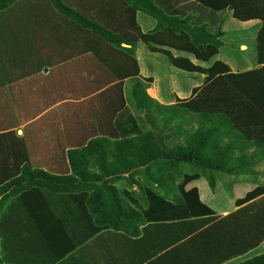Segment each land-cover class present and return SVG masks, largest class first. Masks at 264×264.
Listing matches in <instances>:
<instances>
[{"label":"trees","instance_id":"16d2710c","mask_svg":"<svg viewBox=\"0 0 264 264\" xmlns=\"http://www.w3.org/2000/svg\"><path fill=\"white\" fill-rule=\"evenodd\" d=\"M136 12L155 20L151 31L140 30ZM228 12L262 22L259 67L232 72L215 61L203 68L167 50L207 62L223 45ZM138 42L173 67L203 75V83L189 99L159 105L146 93L152 79L139 77ZM2 102L0 166H22L20 176L0 179L9 180L6 187L62 192L68 183V191L102 193L109 206L119 199L111 183L137 175L151 188L139 187L154 210L212 216L197 189L185 191V184L203 177L213 189L220 176L264 179V0H0ZM145 121L150 129L143 131ZM32 149L62 153L68 176L33 167ZM260 196L264 184L235 204L250 208Z\"/></svg>","mask_w":264,"mask_h":264},{"label":"crops","instance_id":"0c3cea01","mask_svg":"<svg viewBox=\"0 0 264 264\" xmlns=\"http://www.w3.org/2000/svg\"><path fill=\"white\" fill-rule=\"evenodd\" d=\"M228 14L231 16V12L226 16ZM135 18L143 33L155 26V20L144 13L136 12ZM225 18L223 45L207 62L196 60L185 52L167 50L173 56L186 57L203 68L221 61L232 71L231 59L234 58L241 69L232 72L259 67L255 66L253 55H256L255 41L262 22L235 19L241 22V35L235 37L237 42L232 46L237 45V51L227 48V39L231 38L226 36L227 24L238 28L237 23L226 22ZM251 43L253 55L247 52ZM140 44L143 45L137 43L134 55L139 76L152 79L146 93L159 105L189 99L193 88L203 83V75L181 72L166 64L165 56L149 51L146 45L144 51ZM231 52L236 55L231 56ZM162 68H165L164 72ZM187 74H196L198 82L186 81L185 84ZM21 134L19 129L17 135ZM29 157L33 167L68 176L67 157L63 161L62 153L42 155L32 149ZM97 166L89 170H98ZM21 170L22 166L4 163L0 166V179L12 172L18 177ZM259 179L260 184H264V179ZM251 180L246 176H220L213 189L203 177L189 181L184 190L196 188L199 200L213 212L209 217L191 218H183L182 209L170 214L160 205L154 210L157 205L139 187L151 188L137 175L130 181L119 179L111 183L119 202H108L109 206L104 204L102 193L68 191V183L67 190L62 192L34 187L18 191L15 184L6 187L9 180H2L0 258L4 264H264V260H250L264 254V205L259 202L264 196L253 200L250 208L246 204H235L259 185ZM179 183L177 179L176 184ZM95 184L99 189L103 187L100 182ZM170 196L172 198V194ZM169 214L171 217L168 218ZM187 229L191 232L186 235Z\"/></svg>","mask_w":264,"mask_h":264},{"label":"rangeland","instance_id":"374dc122","mask_svg":"<svg viewBox=\"0 0 264 264\" xmlns=\"http://www.w3.org/2000/svg\"><path fill=\"white\" fill-rule=\"evenodd\" d=\"M226 22H230L231 20H233L234 22H236L237 24H235L236 26H238V28H236V27H233V25H230L229 23L227 24V28H226V36H228L229 38H231V40L230 39H227V48H229V49H231V48H233V49H235V50H237V51H239L238 49H237V45L235 46V47H232V46H234V44L237 42L236 41V38L235 37H239L240 35H241V32L239 33V31H240V29H239V27L241 26V22H237L235 19H233L232 18V16H230L229 14L226 16ZM240 23V24H239ZM246 30L248 29V28H245ZM47 41H51V40H47ZM141 45V47H142V49L145 51L147 48H146V46L143 44H140ZM249 54H254V45H253V43H251L250 45H249V47H248V51H247ZM236 54H234L233 52H231V56H235ZM255 55H253V57H254ZM247 57V56H246ZM231 59V58H230ZM232 61H233V64H234V66H233V70L232 71H239L241 68H240V66H239V64L237 63L238 61L234 58V59H231ZM236 60V61H235ZM45 60H43L42 62H43V64L46 66V61L44 62ZM166 64H168L169 62L168 61H164ZM39 64H40V62H39ZM170 64V63H169ZM45 66H43V67H41V65H40V70L42 71V72H45L46 71V68H45ZM33 67H34V64H33ZM171 67V66H170ZM142 68H143V66H142ZM164 70H165V68H162L161 69V71L162 72H164ZM181 72H184V71H182V70H180ZM184 73H188V72H184ZM188 75V74H187ZM185 76V84H187V82H190V83H195V82H198V80H199V78H198V76L196 75V74H189L188 76ZM140 77V76H139ZM141 79H142V77H140ZM187 81V82H186ZM130 85H131V82L128 80V81H126L125 83H124V92H127L128 90H129V87H130ZM146 92H147V90H146ZM169 99H172V96L171 95H169V97H168ZM173 105V104H172ZM5 108H6V103H4V102H2V103H0V113L2 112V111H4L5 110ZM140 118H142L143 117V114H140V116H139ZM142 129H143V131H145V130H149L150 129V126H149V124L145 121V122H142ZM251 180V179H250ZM251 181H253V180H251ZM253 182H257L258 184H260V182H262L260 179L259 180H257V179H255ZM228 195H230L229 193H228ZM218 201H220V202H224L223 201V199H220L219 200V198L217 199Z\"/></svg>","mask_w":264,"mask_h":264}]
</instances>
